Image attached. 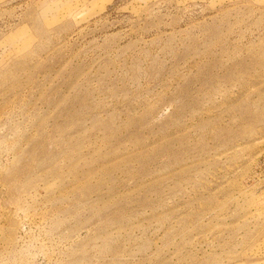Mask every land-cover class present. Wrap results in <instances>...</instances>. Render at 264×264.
<instances>
[{"label": "rangeland", "instance_id": "374dc122", "mask_svg": "<svg viewBox=\"0 0 264 264\" xmlns=\"http://www.w3.org/2000/svg\"><path fill=\"white\" fill-rule=\"evenodd\" d=\"M0 264H264V0H0Z\"/></svg>", "mask_w": 264, "mask_h": 264}]
</instances>
